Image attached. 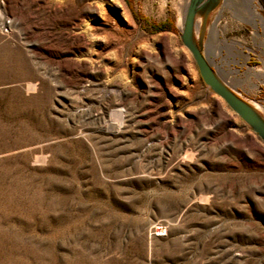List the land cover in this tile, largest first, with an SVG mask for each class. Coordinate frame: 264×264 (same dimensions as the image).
<instances>
[{
	"label": "rangeland",
	"instance_id": "rangeland-1",
	"mask_svg": "<svg viewBox=\"0 0 264 264\" xmlns=\"http://www.w3.org/2000/svg\"><path fill=\"white\" fill-rule=\"evenodd\" d=\"M241 1L203 52L264 117ZM188 2L0 0V264H264V142L182 44Z\"/></svg>",
	"mask_w": 264,
	"mask_h": 264
},
{
	"label": "water",
	"instance_id": "water-1",
	"mask_svg": "<svg viewBox=\"0 0 264 264\" xmlns=\"http://www.w3.org/2000/svg\"><path fill=\"white\" fill-rule=\"evenodd\" d=\"M222 2L223 0H189L183 18L181 42L191 53L205 85L264 142V117L223 81L203 52L208 19ZM198 20L201 25L197 33Z\"/></svg>",
	"mask_w": 264,
	"mask_h": 264
},
{
	"label": "bare ground",
	"instance_id": "bare-ground-1",
	"mask_svg": "<svg viewBox=\"0 0 264 264\" xmlns=\"http://www.w3.org/2000/svg\"><path fill=\"white\" fill-rule=\"evenodd\" d=\"M255 1L256 0H242L240 6L238 8V11L240 12V14L243 16V18L245 20H247L248 22L253 24L254 28H256L258 30V28L261 26L264 29V18L262 17L258 6L255 4ZM124 16L127 20L129 19L128 13L126 11H124ZM200 25H201V22L198 20L197 27H196L197 33L200 29ZM213 28L215 31V35L218 37V33H217L218 32V25L215 23ZM259 35H262V34H260L258 31H256L254 33V37H257ZM259 38H260V36H259ZM219 40H220V44H218V46L216 47V50H214V55L216 57L222 56L223 55L222 49L225 48V49H228L230 54L233 56V62L239 63L238 58L243 57V52L239 49L241 42L236 41V40L235 41L234 40L228 41V40H224V39H219ZM224 59H225V57H224ZM212 62H213V64H215L217 66V68L219 69L220 72L231 76V79L238 77V75L240 74V70H238V69L233 70L232 68H230V70L228 69V71H227L224 68V65L222 64V61H219V64L215 63L214 61H212ZM244 73L249 78L253 77V76L259 77V78H264V69L258 70V69H254V68L249 67ZM254 107L257 111H260V108L257 105H254Z\"/></svg>",
	"mask_w": 264,
	"mask_h": 264
},
{
	"label": "trees",
	"instance_id": "trees-1",
	"mask_svg": "<svg viewBox=\"0 0 264 264\" xmlns=\"http://www.w3.org/2000/svg\"><path fill=\"white\" fill-rule=\"evenodd\" d=\"M163 28H166V29H168V30H172V31H174L172 25H171L169 22L165 23V25L163 26Z\"/></svg>",
	"mask_w": 264,
	"mask_h": 264
}]
</instances>
